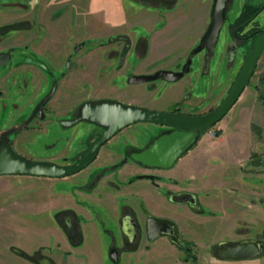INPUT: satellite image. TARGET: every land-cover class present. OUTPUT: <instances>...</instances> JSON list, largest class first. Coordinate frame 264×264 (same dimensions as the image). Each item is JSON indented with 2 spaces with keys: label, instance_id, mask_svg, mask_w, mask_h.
Masks as SVG:
<instances>
[{
  "label": "rangeland",
  "instance_id": "obj_1",
  "mask_svg": "<svg viewBox=\"0 0 264 264\" xmlns=\"http://www.w3.org/2000/svg\"><path fill=\"white\" fill-rule=\"evenodd\" d=\"M76 1L84 2V0H0V50L9 48L11 52L10 60L0 68V129L21 120L23 116L29 117L30 124L35 127L34 130H29V134L20 133L12 146L16 150L24 151L22 154L31 159L68 162L71 155L84 147L82 136L71 135L66 136L65 140H57L54 139L53 132L50 134L49 131L46 135L43 129L50 126L53 127L51 131L54 133L57 131L63 133L58 130L56 121L58 118L75 115L84 100L115 99L117 97L113 96L119 92L109 89L104 82L110 77L109 71L118 67L125 57V55L120 57L119 51L121 48L123 50L128 48L123 42L126 37L116 36L114 40L109 41L106 32L101 29L103 26L95 18L75 9ZM150 1L155 3V0ZM240 1L225 0L224 18L231 20L235 17L239 11ZM248 1L253 3L262 0ZM253 24L258 28L264 25V9L255 15ZM223 25L224 23L221 27ZM250 26L251 23L247 24L241 32L244 33ZM246 39L240 42L229 36L219 38L215 47L219 76L210 93L203 95L208 83L206 69L202 72L201 84L191 88L188 83L183 86L185 89L176 100L166 103L168 99H163L164 101L157 104L163 103L162 107L148 108L169 110L178 102L179 110L197 112L216 106L228 90L248 50L249 39ZM78 42H81V46L74 50L73 46ZM23 55L31 58L37 56L46 62L49 69L45 72L36 65L23 61ZM191 56L186 53L190 62L189 68L197 66L195 60L193 58L191 60ZM66 59L67 66L64 65ZM184 59L175 65L176 69H180ZM190 73L189 76L193 78L192 72ZM123 79L125 80V75ZM117 80V77L113 78L111 84ZM158 81V79L147 81L146 85L149 88ZM52 83L55 89L42 107L43 117L38 118L37 113L32 112L33 104L36 105ZM193 89L202 93L198 100L191 97ZM80 125L84 134H93L98 129L86 120ZM169 128L149 122L128 124L116 135L113 142L106 145H109L107 148L112 151L110 157L102 159L101 156L106 155V146L102 147L98 152L99 156L79 172L81 173L79 177L92 171L94 165L106 160L110 162L107 168L116 171L122 158L130 161L129 153L132 150L131 148L126 150L123 145L140 149ZM216 129L220 130L218 135L214 134ZM188 149L190 158L182 165L186 176L173 180L172 188L194 192L199 208L176 205L172 211L180 235L190 240L193 245L189 250L190 254H194L195 260H198L197 264H264V245L259 255L239 259L221 258L215 247L216 241L249 236H258L264 243V170L261 165L250 163L251 158L264 154V49L235 102L220 120L202 133L197 132ZM73 177L76 175L64 177L0 175V201L11 198L25 201L29 197L26 193H33L34 200L40 201L42 198L38 194L42 195L48 188L52 191L63 189L67 182H62L61 179H71L70 183H73L72 180H75ZM106 177L107 183L111 186L118 182L116 176L115 182L111 180L110 174ZM130 178H135L132 173ZM71 187L70 184L69 188ZM165 194L167 196L169 193ZM127 195L128 198L122 201L123 211L131 210L135 206L145 211L134 192L131 191ZM60 210L52 211V217ZM146 213H149L148 210ZM146 213L138 211L136 215L140 229ZM63 214L66 213L62 212L61 216ZM153 214L160 216L158 213ZM33 218L37 223L38 215H34ZM23 220L27 221L26 218ZM141 233H144L143 229ZM135 241H145L144 234L140 237L138 235ZM151 241L158 243L160 248L164 249V253L150 258L145 257L144 259H148L146 264L195 262L190 258L184 262L183 258L188 257L189 253L174 245L166 248V244L170 242L165 238ZM121 251L124 250L118 252ZM24 254L19 252L20 256L35 264H54L53 261L46 260L47 257L38 250L29 255L30 258ZM177 257L179 259H176Z\"/></svg>",
  "mask_w": 264,
  "mask_h": 264
},
{
  "label": "crops",
  "instance_id": "obj_2",
  "mask_svg": "<svg viewBox=\"0 0 264 264\" xmlns=\"http://www.w3.org/2000/svg\"><path fill=\"white\" fill-rule=\"evenodd\" d=\"M211 3L212 0H176L172 7L159 9L154 4L149 5L137 0H84V2L76 1L75 9L95 18L103 26L101 29L106 34L120 33L128 37L129 48L122 63L118 68H112L109 71L110 77L104 82L109 89L120 92L116 95L117 99L126 103L159 108L163 106V103L157 104L163 99H168L166 102L168 103L181 96L185 89L183 86L186 84L189 83L191 88L201 84L203 77L200 73L201 52L194 55L197 66L195 65L196 67H192L190 71L174 81L159 79L156 85L148 88L146 82H126L123 75L126 76L127 72L149 73L157 68L172 69L185 57L187 51L198 41L204 31L210 17ZM224 26L225 24L219 31L216 45L221 36L225 37ZM216 45L207 64L208 83L203 95L212 91L219 76ZM190 72L193 78L189 76ZM115 77L118 78L117 82L111 84ZM191 93V97L196 100L202 94L194 89ZM80 124L81 122L66 130H58L75 136L83 132ZM52 128H45L43 132L50 131V134L53 132L55 136L60 134L58 131L56 133L51 131ZM189 156L188 149L176 159L172 166L165 168L146 169L136 163L128 162L123 165L121 171L124 170L128 174L153 173L164 179L181 178L186 176L182 165L187 162ZM61 180L67 182L65 188L54 191L50 188L44 190L42 195L38 194L42 198L40 201L34 200L33 193H26L29 197L25 201L13 198L0 201V264L19 262L35 264L20 256L19 252L32 255L37 250L47 257L46 260H51L54 264H62V260L65 264H146L148 259H144L145 257L150 258L160 253L162 255L164 249H161L155 241H150L143 248L121 251L116 263H113L108 255L110 239L104 229L110 230L115 242L119 244L120 202L125 201L130 191L142 200L151 213L173 218V207L176 204L167 202L148 179L136 178L129 185L120 188L96 185L88 192L69 188V185L73 184L70 183L71 179ZM159 183L167 184L168 188L172 189V185L164 180H160ZM56 209H69L78 216L81 241L77 245L69 244L60 225L52 217V211ZM34 215L39 217L37 223L33 218ZM24 218L27 221L23 220ZM32 220L34 222L31 224ZM169 246L173 247L171 243H167L166 248ZM197 261L196 259L193 264H197Z\"/></svg>",
  "mask_w": 264,
  "mask_h": 264
},
{
  "label": "water",
  "instance_id": "obj_3",
  "mask_svg": "<svg viewBox=\"0 0 264 264\" xmlns=\"http://www.w3.org/2000/svg\"><path fill=\"white\" fill-rule=\"evenodd\" d=\"M225 0H212L209 22L202 33L198 43L191 49L195 53L203 48L212 49L224 19ZM81 43L74 45L77 49ZM264 49V29L259 30L249 41L248 50L243 58L232 82L221 101L211 110L194 114H187L172 110L148 108L142 105L123 103L112 98L85 100L80 103L75 115L68 118H59L58 123L71 125L85 119L103 126L101 131L89 142L87 146L78 150L71 156V161L58 163L48 159H31L16 152L4 139L0 138V175L17 174L46 177H62L74 173L89 163L95 156L97 149L106 139L122 127L135 122H149L172 127L168 132L160 133L151 139L144 147L130 153V156L149 166L168 167L188 149L200 129L208 128L227 112L235 102L246 82L252 75L256 61ZM9 50H0V65L9 60ZM40 67L44 63L37 58L23 57ZM189 59H186L179 70L157 69L153 73L131 74L128 82H145L155 78L173 81L182 73L188 71ZM52 84L46 94L38 103V107L52 93ZM39 117L42 112L39 110ZM253 165H262L264 168V154L261 157L250 159ZM176 202H187L195 205V196L190 192H175L169 197ZM130 220V218H128ZM147 238L165 235L174 244L184 247L180 240L174 221L168 218L147 215L145 219ZM219 256L226 259H238L257 256L262 251V242L258 238H242L223 244L218 242ZM109 256H115L114 250Z\"/></svg>",
  "mask_w": 264,
  "mask_h": 264
},
{
  "label": "flooded vegetation",
  "instance_id": "obj_4",
  "mask_svg": "<svg viewBox=\"0 0 264 264\" xmlns=\"http://www.w3.org/2000/svg\"><path fill=\"white\" fill-rule=\"evenodd\" d=\"M149 2H151L150 0H148ZM155 1H162V0H155ZM243 1L244 0H241V3H240V7H239V11L237 12V14L235 15V17L236 16H238L239 14H240V11H241V7H242V4H243ZM146 4H149V5H151L152 3H146ZM253 4H257L258 5V9L256 10V12L253 14V16H251L243 25H242V27L240 28V29H238L237 30V34L235 33L234 34V32H231L230 31V29H229V26H228V24H229V22H231L233 19H231V20H228L227 18H224L223 19V22L222 23H224L225 24V36H229V37H231V38H235V39H237L238 41H244L243 39H246V38H248L249 39V41L251 40V38L259 31V30H261V29H264V25H262V27L260 28H258V27H256L254 24H253V18L255 17V15L260 11V10H262V9H264V0H262V1H260V2H253ZM154 6H157V8H159V9H163V7H161V5L159 4V5H157V4H154ZM166 9V8H165ZM210 18V17H209ZM209 22V21H208ZM249 23H251V26L250 27H248L247 29H246V31L244 32V33H242L241 32V30L247 25V24H249ZM207 26V25H206ZM206 28V27H205ZM220 29H221V26H220V28H219V31H220ZM205 30V29H204ZM257 30V31H256ZM219 31H218V35H217V39H218V36H219ZM253 31H256L255 33H254V35H251V33L253 32ZM204 32V31H203ZM202 32V33H203ZM202 35V34H201ZM201 35H200V37H201ZM92 36H94V37H99L98 35H92ZM105 36V35H104ZM106 36H108V40L110 41V40H114L115 39V37L116 36H118L119 38H121L122 36H125L126 38H124V44L126 45V47L128 46V48H129V40H128V38H127V36L125 35V34H120V33H109V34H106ZM200 37H199V39H200ZM199 39H198V41H199ZM217 39H216V42H217ZM247 40V39H246ZM198 41L194 44V45H196L197 43H198ZM216 42H215V44H214V46L216 45ZM78 43H81V42H78ZM77 44V43H76ZM75 44V45H76ZM194 45H192L191 47H190V49L187 51V53H189L190 55H192L191 56V60H192V58H193V60H194V55L195 54H197L198 52H201V56H202V58H201V64H200V73H202V72H204V70H206L207 69V64H208V60L210 59V57H211V55H212V50L214 49V46H213V48L212 49H205V48H203V49H201V50H199V51H197V52H195V53H192L191 52V49L194 47ZM81 46V45H80ZM79 46V47H80ZM78 47V48H79ZM128 48L127 49H125V50H123L122 48L120 49V51H119V55H120V57L122 56V57H124V55H126V52H127V50H128ZM73 49H74V46H73ZM6 50H9V54H11V52H10V49L8 48V49H6ZM74 50H76V49H74ZM210 51V55H209V58H208V60H206V56L208 55L207 54V51ZM3 51H5V50H3ZM247 53V52H246ZM246 55V54H245ZM34 56V55H33ZM23 57H24V55L22 56V59H23ZM35 58H38L37 56H34ZM245 57V56H244ZM185 59H184V61H186V59H189L188 57H186V55H185V57H184ZM38 59H40V58H38ZM9 60H10V57H9ZM8 60V61H9ZM41 60V59H40ZM7 61V62H8ZM42 61V60H41ZM67 61H68V59H66V61H65V63H64V65L65 66H67ZM123 61V60H122ZM184 61H183V63H184ZM6 62V63H7ZM43 63H44V65H45V67H40V66H38V65H36L37 67H39V68H41L43 71H45V72H47V70L49 69L48 68V66H47V64H46V62H44V61H42ZM182 63V64H183ZM190 63V62H189ZM33 64V63H32ZM182 64H181V66H182ZM2 65H4V64H2ZM2 65H0V68L2 67ZM35 65V64H34ZM116 68H118V67H116ZM181 68V67H180ZM115 69V68H114ZM157 69H160V68H157ZM157 69H155V70H157ZM161 69H165V68H161ZM190 69H192V68H189V64H188V71L190 70ZM154 70V71H155ZM171 70H179V69H176V67L174 66ZM154 71H152V72H149V73H153ZM188 71H186V72H184V73H182V75L180 76V77H182L184 74H186ZM131 74H135V73H131V72H129V73H127L126 74V76H125V81L126 82H128L127 81V78L131 75ZM179 77V78H180ZM156 79H162V78H155V79H152V80H156ZM178 79V78H177ZM176 79V80H177ZM152 80H148V81H152ZM164 80V79H163ZM167 81V80H166ZM174 81V80H173ZM145 82H147V81H145ZM128 83H131V82H128ZM133 83H140V82H133ZM53 85H54V83H52ZM51 84V85H52ZM51 87V86H50ZM80 88H81V86H79ZM55 89V85H54V88H53V90ZM52 93H53V91H52ZM51 93V94H52ZM46 94V93H45ZM44 94V95H45ZM50 94V95H51ZM0 95H1V90H0ZM43 95V96H44ZM50 95H49V97H50ZM42 96V97H43ZM42 97L40 98V100L36 103V105H34L33 104V108H32V112L33 113H37V116H38V118H40L39 117V115H38V112H39V110L41 111L42 110V107H43V105H44V103H45V101H47V99L49 98H46L43 102H42V104L38 107V103L41 101V99H42ZM113 97H116V96H113ZM93 99H95V98H93ZM112 99H114V98H112ZM115 99H117V98H115ZM87 100H91V99H87ZM85 101V100H84ZM119 101H121V100H119ZM83 102V101H82ZM124 103V102H123ZM126 103V102H125ZM129 104H134V103H129ZM138 105V104H137ZM142 106H144V105H142ZM215 107V106H214ZM212 108H210V109H207V110H205V111H208V110H211ZM169 110H172V111H177V112H182V113H187V114H194V113H199V112H205V111H197V112H188V111H182V110H179V103L178 104H175V105H172L171 106V108L169 109ZM42 112V111H41ZM73 116V115H72ZM42 117H43V113H42ZM41 117V118H42ZM68 117H71V116H68ZM18 118V117H17ZM22 119L21 120H17V119H15V120H17V122H15V123H10V124H7L4 128H2V129H0V131H1V133H0V138L1 137H4V139L7 141V143L14 149V147L12 146L13 145V142L16 140V138H18V135L20 134V133H23V134H29L28 132H29V130H34V126H32L31 124H30V119H29V117L27 118V117H21ZM59 119V118H58ZM57 119V120H58ZM15 120H13V121H15ZM56 120V121H57ZM83 120H85V119H82V120H79V121H77V122H75V123H73V124H71V125H64V124H60V123H58L57 122V126H58V128L60 129V130H66V129H68L69 127H71V126H73V125H75V124H77V123H79V122H83ZM86 121H88V120H86ZM88 122H90V121H88ZM90 123H93V122H90ZM94 124V126H97V128L98 129H96L94 132H93V134H90V133H86V134H84L85 132H83V133H81V134H77V135H75V136H72V137H76V136H82L81 138H82V141H83V143H84V147L85 146H87L88 144H89V142L101 131V129L103 128V126H101V125H98V124H96V123H93ZM127 126V125H126ZM126 126H124V127H122L120 130H118L116 133H114L112 136H110L108 139H106L102 144H100L99 145V147H98V149H97V152H96V154H95V156H94V158L89 162V163H87L84 167H82L81 169H79L78 171H76V172H74V173H71V174H68V175H65V176H69V175H76V177H73L75 180H76V183H75V180H73V184H71V188H77L78 190H82V191H85V192H88V191H90L91 190V188H93V187H95L96 185H100V186H103V187H106V188H113V187H117V188H120L121 186H125V185H129L131 182H133L136 178H146V179H148L149 181H150V183L151 184H153V185H155V188L158 190V192H160L164 197H165V199H166V201L167 202H170V203H173V204H176L177 206L179 205V204H182V205H186V206H188L189 208H199V204H198V202H197V199H196V197H197V195L194 193V192H192V191H190V190H188V189H180V190H174L173 188L172 189H169L168 188V186H167V184H162V183H159L160 182V180H164V182H166V183H168V184H170V185H173V180H175V179H177L176 177H168V178H166V179H164L162 176H159V175H157V174H151V173H146V174H137V173H133L132 175L135 177L134 179H131L130 178V175L131 174H128L127 172H125L124 170H122L121 171V169L123 168V165L125 164V163H128V162H133V163H136V164H138L140 167H144V168H146V169H154V168H165V167H156V166H149V165H146V164H143V163H141V162H139V161H137V160H135V159H133L131 156H130V153L131 152H133V151H131L130 153H129V158H130V161H128V159H126V158H122V160H120L119 161V163H118V165H117V168H116V171H112V170H110V167H108L107 168V165L108 164H110V162L109 161H104V162H101L100 164H97V165H94L93 166V170L92 171H89V172H86L85 174H84V176L83 177H79L80 175H81V173H79V172H81L84 168H86L90 163H92L99 155V151H100V149L102 148V147H104V146H106L107 144H110V142H113L112 140H114V138L116 137V135L123 129V128H125ZM50 126H47L46 128H49ZM168 127H170V126H168ZM172 129V127H170L168 130H167V132L169 131V130H171ZM44 131H47V130H44ZM48 134L49 132H44V134ZM46 134V135H47ZM84 134V135H83ZM66 136H70V135H68V134H64V133H60V134H58V135H56V136H54V139L56 138L57 140H65V137ZM60 137V138H59ZM71 137V138H72ZM71 140V139H70ZM126 141H128V139L126 140ZM151 141V140H150ZM149 141V142H150ZM129 142V141H128ZM148 142V143H149ZM55 144H56V142H55ZM125 145H127V144H125ZM125 145H123V147L125 146ZM83 147V148H84ZM107 147H109V145L108 146H106L105 148H106V155L105 156H101L102 157V159H104V158H108V157H110V152H112L111 150H110V148L108 149ZM82 149V148H81ZM121 149H122V146H121ZM16 152H18V153H20V154H22V152H20L19 150H16V149H14ZM80 150V149H79ZM137 150H139V149H137ZM136 150V151H137ZM78 151V150H77ZM76 151V152H77ZM125 151V150H124ZM185 152V151H184ZM183 152V153H184ZM182 153V154H183ZM181 154V155H182ZM23 155V154H22ZM25 156V155H24ZM72 156V155H71ZM71 156L69 157V160H68V162H70L71 161ZM27 157V156H26ZM29 158V157H28ZM49 160V159H48ZM52 161H54V160H52ZM176 161V160H175ZM175 161H174V163H175ZM56 162V161H55ZM58 163H60V162H58ZM61 163H67V162H61ZM173 163V164H174ZM172 164V165H173ZM172 165H170V166H172ZM170 166H168V167H170ZM262 166V165H261ZM263 167V166H262ZM263 170H264V168H263ZM126 173V174H125ZM108 174H110V178H111V180L113 181V182H115V180H116V178H117V183H116V185L115 186H111L110 184H108L107 183V175ZM3 175H6V174H3ZM115 176H116V178H115ZM46 177V176H45ZM62 177H64V176H62ZM172 187V186H171ZM131 192V191H130ZM169 193L167 196H165L166 194L165 193ZM175 192H190V193H193L194 194V196H195V205H190L189 203H187V202H176V201H173V200H171L169 197H170V195L171 194H173V193H175ZM137 197V196H136ZM128 198V195L126 196V199ZM129 198H130V196H129ZM137 199H139L138 197H137ZM130 200V199H129ZM128 200V201H129ZM140 200V199H139ZM141 202H142V200H140ZM142 206H144V204H143V202H142ZM123 207V204H122V201L120 202V207H119V232L122 234L121 236H120V242H119V244H117L116 242H115V240H114V237H113V234L111 233V231L110 230H108V229H106V230H108L110 233H111V237H112V245H110V242H109V250H108V255H109V251L110 250H114V253H115V256H114V258L113 257H110L111 259H117L118 258V256H119V252H118V249H124V247H129V246H131V245H134V249L133 250H135L136 248H143V247H145L146 245H147V243H149L151 240H153V239H155L156 237H159V236H156V237H153V238H151V239H149V238H147V234H146V229H145V219H146V216L147 215H153V216H156V215H154L153 213H151L145 206H144V212L141 210V208H139V207H133L131 210H128V211H123L122 213L120 212V210H121V208ZM69 210V209H68ZM123 210V209H122ZM147 210H148V212L149 213H146L147 212ZM72 211V210H71ZM138 211L139 212H141V213H146L145 214V217H144V222H143V226H142V228L140 229V227H139V225L137 224V216L136 215H138ZM73 212V211H72ZM74 213V212H73ZM75 215V214H74ZM77 218H78V216L77 215H75ZM156 217H163V218H168V219H171L172 221H174V223L176 224V220L175 219H173V218H171V217H166V216H156ZM128 218H130V220L128 219ZM65 222L66 223H68L69 222V217L68 216H65ZM176 227H177V233H178V236H179V238H180V240L182 241V243H184V247H180V246H178V245H176V244H174L173 242H171L169 239H168V237L167 236H165V235H161V236H164L172 245H174V246H176V247H178L179 249H181V250H183V251H187L188 249H192L193 248V245L191 244V241L190 240H186V239H184L181 235H180V232H179V229H178V225L176 224ZM79 229H80V227H79ZM102 229H104V227H102ZM143 229V232L144 233H141V230ZM64 233V232H63ZM120 233H119V235H120ZM108 234V233H107ZM141 234H144V240L145 241H143V242H141V241H135V239H136V237L139 235V237H140V235ZM65 235V234H64ZM109 236V235H108ZM65 237H66V235H65ZM124 238H126V240L124 239ZM242 238H258L261 242H262V240H261V238L260 237H255V236H249V237H242ZM242 238H238V239H231V240H221V241H216L215 242V247L217 248V251H218V254H219V246H218V242H222L223 244H226V243H228V242H232V241H236V240H239V239H242ZM109 239H110V237H109ZM66 240H67V238H66ZM68 241V240H67ZM110 241V240H109ZM149 241V242H148ZM70 244V243H69ZM71 245V244H70ZM263 245H264V243L262 242V250H263ZM124 251H126L125 249H124ZM262 252V251H261ZM260 252V253H261ZM259 253V254H260ZM258 254V255H259ZM247 258V257H246ZM187 258H184V260H186ZM239 259V258H238ZM194 260H195V258H194ZM62 262L65 264V262H64V260H62Z\"/></svg>",
  "mask_w": 264,
  "mask_h": 264
},
{
  "label": "trees",
  "instance_id": "obj_5",
  "mask_svg": "<svg viewBox=\"0 0 264 264\" xmlns=\"http://www.w3.org/2000/svg\"><path fill=\"white\" fill-rule=\"evenodd\" d=\"M137 1H141V2H144V3H152V2H149L148 0H137ZM155 3H152V4H157V5H161V7L163 8H170L172 7L176 0H162V1H154ZM258 9V5L257 4H253V3H250L248 0H244L243 1V4H242V7H241V11H240V14L238 16H236L231 22H229L228 26H229V29L231 32H234V34L236 33L237 34V30L240 29L242 27V25L251 17L253 16V14L256 12V10ZM257 31V30H256ZM256 31H253L251 33V35H254V33ZM207 56H206V60H208L209 58V55H210V51L208 50L207 51ZM175 104H178V102L174 103L173 105ZM206 128H203V129H200L198 130V133H202ZM167 132V131H166ZM164 133V132H162ZM220 133V130L219 129H216L214 131V134L215 135H218ZM191 146V145H190ZM189 146V147H190ZM188 147V148H189ZM123 148H126L129 149L131 148V150L133 151H136L137 148H133L131 146H128V145H125ZM132 179V178H131ZM123 208V207H122ZM120 210V212L122 213L123 210ZM62 212H65L66 214H62ZM65 216H68L69 217V222L66 223L65 222ZM55 221L60 225L62 231L64 232V234L66 235V238L68 240V242L71 244V245H77L78 243H80L81 241V232H80V229H79V225H78V218L74 215V213L71 211V210H60V212H57L56 214L53 215ZM104 231L106 233H108L109 237H110V245H112V237H111V233L104 229ZM135 247L134 245H131L129 247H124V249L126 250H133ZM122 249V250H124ZM121 249H118V251H120ZM190 249H188L187 251H185L187 254H188V257H184V258H187L192 261H194V254H190L189 252ZM26 257H29V255H26L24 254ZM183 258V259H184ZM117 259H112V262L113 263H116ZM62 264H64L62 262Z\"/></svg>",
  "mask_w": 264,
  "mask_h": 264
}]
</instances>
